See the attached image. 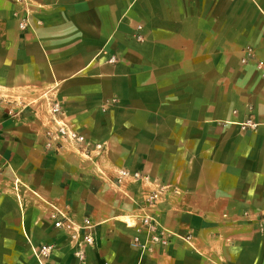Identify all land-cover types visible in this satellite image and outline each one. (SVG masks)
<instances>
[{"label":"crops","instance_id":"obj_1","mask_svg":"<svg viewBox=\"0 0 264 264\" xmlns=\"http://www.w3.org/2000/svg\"><path fill=\"white\" fill-rule=\"evenodd\" d=\"M262 216L264 0H0V264H264Z\"/></svg>","mask_w":264,"mask_h":264},{"label":"built area","instance_id":"obj_2","mask_svg":"<svg viewBox=\"0 0 264 264\" xmlns=\"http://www.w3.org/2000/svg\"><path fill=\"white\" fill-rule=\"evenodd\" d=\"M26 22L23 21L20 23L21 27H24ZM141 24L137 25V28H141ZM136 39L141 41L142 36L140 34L135 35ZM109 62H115V56H111L108 59ZM49 121L51 126L47 130V135L49 139L56 141L58 143H68L76 148V150L85 155L87 148H83L82 144H88V139L81 133L70 128L66 123H64L59 115L62 114V109L55 103H47ZM49 144V143H48ZM121 176H132L134 178H143L138 172H134L132 175H129L126 171H120ZM157 193L148 194L145 198L146 203H151L156 199ZM52 207L51 218L53 220V226L55 228H63L71 236L72 247L74 250V255L78 259H83L85 257V249L88 246H92L95 243L94 237V225L89 222V220L84 219L81 223H78L71 219L66 213L56 206ZM259 228L264 232V216L259 218ZM144 227L148 239L153 242L165 243V231L158 228L157 222L150 217L149 215H144L141 217V225ZM138 242V237H134V243ZM31 249L34 257L37 259L39 264H44L45 261L49 258L52 251V245L48 243H42L39 245H31Z\"/></svg>","mask_w":264,"mask_h":264}]
</instances>
